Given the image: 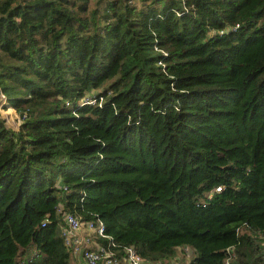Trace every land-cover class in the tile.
<instances>
[{"label":"trees","instance_id":"trees-1","mask_svg":"<svg viewBox=\"0 0 264 264\" xmlns=\"http://www.w3.org/2000/svg\"><path fill=\"white\" fill-rule=\"evenodd\" d=\"M0 92V264H76L59 206L150 264H264V0H0Z\"/></svg>","mask_w":264,"mask_h":264},{"label":"built area","instance_id":"built-area-1","mask_svg":"<svg viewBox=\"0 0 264 264\" xmlns=\"http://www.w3.org/2000/svg\"><path fill=\"white\" fill-rule=\"evenodd\" d=\"M238 28L239 26H236L233 30ZM225 33L226 32L223 31L221 35ZM213 34L214 33H211L210 36H214ZM164 56H168V54L164 53ZM159 66L165 68L162 62L159 63ZM0 102L3 103V107L8 105L6 96L1 92ZM103 103L104 98L96 96V94H88L77 102L78 108L95 106L96 104L102 107ZM72 105H74V103L67 102V106ZM221 192H223L221 187L216 188V193ZM213 196V194H210L208 199L212 200ZM57 213L61 216V235L66 247L70 250L73 257L78 260L80 259L84 264H150L146 262L133 246L124 248L120 255V252L114 250L117 248L116 244L113 243L111 246H104L100 243L101 239L107 238L105 224L100 220L82 221L74 214L66 212L63 206H59ZM48 223L49 219L47 218L43 222V226H46ZM229 255L225 264H231L233 255L231 252H229ZM171 264H188V262H183L182 259L176 257L172 260Z\"/></svg>","mask_w":264,"mask_h":264},{"label":"rangeland","instance_id":"rangeland-1","mask_svg":"<svg viewBox=\"0 0 264 264\" xmlns=\"http://www.w3.org/2000/svg\"><path fill=\"white\" fill-rule=\"evenodd\" d=\"M11 109L12 108H10L8 105H5V107H3V103L0 102V114L2 116V119L5 121V124L8 128L17 132L21 124L20 118L19 115L14 112V110L10 111Z\"/></svg>","mask_w":264,"mask_h":264},{"label":"crops","instance_id":"crops-1","mask_svg":"<svg viewBox=\"0 0 264 264\" xmlns=\"http://www.w3.org/2000/svg\"><path fill=\"white\" fill-rule=\"evenodd\" d=\"M15 112V111H14ZM192 255V253L190 254ZM194 256V255H193ZM74 258V261L76 264H84L80 259L78 260L77 258L73 257ZM178 258L180 259H183V256L182 254L178 255ZM193 258V257H192ZM173 260V259H172ZM172 260L168 263V264H171ZM191 260V258L189 259V261Z\"/></svg>","mask_w":264,"mask_h":264}]
</instances>
